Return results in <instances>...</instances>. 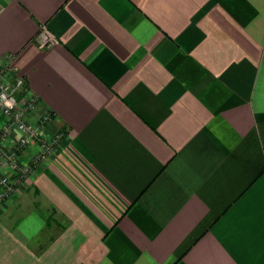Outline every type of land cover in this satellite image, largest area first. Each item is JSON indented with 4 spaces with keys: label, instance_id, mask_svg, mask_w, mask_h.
Listing matches in <instances>:
<instances>
[{
    "label": "crops",
    "instance_id": "crops-1",
    "mask_svg": "<svg viewBox=\"0 0 264 264\" xmlns=\"http://www.w3.org/2000/svg\"><path fill=\"white\" fill-rule=\"evenodd\" d=\"M9 57L63 138L1 204L0 264H264V0H0Z\"/></svg>",
    "mask_w": 264,
    "mask_h": 264
},
{
    "label": "built area",
    "instance_id": "built-area-1",
    "mask_svg": "<svg viewBox=\"0 0 264 264\" xmlns=\"http://www.w3.org/2000/svg\"><path fill=\"white\" fill-rule=\"evenodd\" d=\"M35 41L41 49L59 44V39L46 26L41 27ZM12 60L9 57L0 68V119L4 120L0 125V206L20 195L26 180L34 172V165L51 158L63 138L59 134L47 139L43 134L45 125L52 120L51 114H44L36 123L26 119L27 114L36 109L37 100L30 97L25 102L18 101L17 93L25 86V80L14 75ZM8 102H11V107ZM33 146L38 147L37 155L29 164H23L19 155ZM66 153L72 161V154L69 151Z\"/></svg>",
    "mask_w": 264,
    "mask_h": 264
},
{
    "label": "rangeland",
    "instance_id": "rangeland-1",
    "mask_svg": "<svg viewBox=\"0 0 264 264\" xmlns=\"http://www.w3.org/2000/svg\"><path fill=\"white\" fill-rule=\"evenodd\" d=\"M81 168H83V170H85V168L83 167V166H81ZM68 175H69V177L71 178V179H73V180H75V179H77L79 182H76L77 183V185H81L80 187H79V189H80V191L82 192V193H84V194H87V193H90L92 190V194H95L94 193V189L78 174V173H76V172H74V171H69L68 172ZM73 177V178H72ZM76 181V180H75ZM79 183V184H78ZM88 195V194H87ZM17 198V197H16ZM98 198V197H97ZM99 199V198H98ZM12 201V202H11ZM11 201H9L6 205H5V207H7L8 205L10 206V204L12 203H14V202H16L17 201V199H16V201L14 200H11ZM99 201H101L100 199H99ZM101 202H103V201H101Z\"/></svg>",
    "mask_w": 264,
    "mask_h": 264
},
{
    "label": "clouds",
    "instance_id": "clouds-1",
    "mask_svg": "<svg viewBox=\"0 0 264 264\" xmlns=\"http://www.w3.org/2000/svg\"><path fill=\"white\" fill-rule=\"evenodd\" d=\"M8 106L11 107V102H8Z\"/></svg>",
    "mask_w": 264,
    "mask_h": 264
}]
</instances>
